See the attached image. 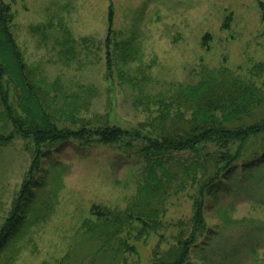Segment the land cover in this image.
<instances>
[{
  "label": "rangeland",
  "instance_id": "1",
  "mask_svg": "<svg viewBox=\"0 0 264 264\" xmlns=\"http://www.w3.org/2000/svg\"><path fill=\"white\" fill-rule=\"evenodd\" d=\"M4 2L14 17L10 35L25 63L39 71L48 88L52 91L50 86L58 83L67 97L83 95L80 87L88 88L92 99L83 115L104 117L122 129L149 121L157 110L153 100L168 98L178 86L193 85L203 66L229 68L248 77L253 64L264 63V0ZM110 6L114 11L111 27L107 22ZM227 19L228 31L222 28ZM108 30H112L110 58ZM207 34L212 40L203 48ZM257 83L263 87L264 76ZM57 106L62 109V104ZM64 126L66 131L75 129L68 123ZM6 127L9 130L10 124L0 115V131ZM261 141L253 139L238 163L207 192L205 232L186 264H264ZM215 151L216 147H207L211 155ZM33 160L25 141L15 139L0 148V226L19 199L23 183L30 179ZM40 166L36 178L44 186L25 200L24 228L7 244L13 264H60L68 256L74 264H97L99 260L87 258L91 245L82 236L84 224L95 220L91 207L125 209L141 182L143 161L115 146L81 147L70 141L46 151ZM185 183L183 191L165 198L164 227L157 236L135 241L139 225L134 226L129 241L134 252L124 256L125 264H153L160 259L153 256L156 246L166 252L178 233L190 234L194 190L189 181ZM56 186L54 197L51 190Z\"/></svg>",
  "mask_w": 264,
  "mask_h": 264
},
{
  "label": "trees",
  "instance_id": "2",
  "mask_svg": "<svg viewBox=\"0 0 264 264\" xmlns=\"http://www.w3.org/2000/svg\"><path fill=\"white\" fill-rule=\"evenodd\" d=\"M261 8L264 23V5ZM10 11V5L0 0V115L10 124L9 130L6 127L0 131V148L15 139L25 141L34 160L28 172L30 179L23 183L19 199L0 226V263L13 264L15 260L7 244L24 228L25 200L44 186L36 174L41 173L40 162L45 152L73 141L81 147L115 146L121 153L138 157L144 163L141 182L125 209L91 207L95 220L86 222L82 230V236L91 245L87 258L99 260L97 264H125L124 256L134 252L129 243L134 226L139 225L135 241L157 236L164 227L165 198L173 191H183L185 181H189L194 190L190 197V234L178 233L166 252L161 253L158 246L153 251L154 257L160 256L153 264H186L192 247L205 232L207 192L238 163L253 139L259 137L260 145L264 143V83L263 87L257 83L264 76V63L253 64L248 77L229 68L203 66L193 85L178 86L168 98L153 100L157 110L156 114H150L149 121L122 129L111 126L101 116L85 117L92 99L88 88L80 87L83 95L71 93L68 97L58 83L50 86L52 91L48 88L39 71L25 63L9 33L14 19ZM113 18L110 6L109 27ZM229 23L227 19L222 28L228 31ZM111 37L112 30H108V58ZM211 40L209 34L205 35L203 48ZM59 104L62 109H58ZM67 123L75 129L66 131ZM208 146L216 147L217 151L211 155ZM186 154L192 158H177ZM57 190L58 186L51 190L54 197ZM72 262L75 263L73 257L68 256L60 264Z\"/></svg>",
  "mask_w": 264,
  "mask_h": 264
}]
</instances>
